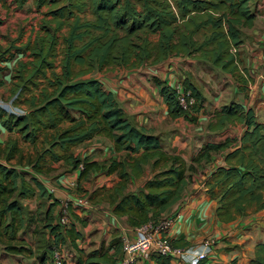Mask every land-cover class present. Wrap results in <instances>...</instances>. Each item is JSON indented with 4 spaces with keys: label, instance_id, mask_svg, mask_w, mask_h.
Instances as JSON below:
<instances>
[{
    "label": "trees",
    "instance_id": "1",
    "mask_svg": "<svg viewBox=\"0 0 264 264\" xmlns=\"http://www.w3.org/2000/svg\"><path fill=\"white\" fill-rule=\"evenodd\" d=\"M1 1L6 6L9 2ZM28 1L11 0L7 8L23 10ZM33 1L38 10L49 7L45 16L52 17L44 22L43 35L34 44L17 47L14 42L0 51V64L30 52V60L19 61L13 69L11 89L13 103L27 106L28 112L15 114L0 105V122L8 131L20 133L32 151L23 153L15 140L0 143V264L2 254L25 258L28 264H54L55 249L65 245L84 253L76 243L82 232L74 223L78 219L73 207L69 205L70 225L57 222L53 209L60 201L42 181L58 170L56 165L79 171L78 189L92 174H116L120 182L113 189H102L104 199L116 216L127 217L134 228L163 219L188 185L185 159L166 152L160 137L132 125L114 94L85 76L114 68L133 72L181 57L219 68L234 78L242 93L249 84L241 73L239 55L232 50L243 44L242 29L254 26L251 0ZM88 9L92 19L84 20L81 15ZM64 29L60 42L58 34ZM155 82L172 118L197 120L205 99L192 83L184 82L197 98L188 114L178 104L176 91L158 79ZM4 84L0 80V88ZM230 125L244 127L240 139L207 142L192 159L201 163L209 161L213 152L226 153V165L217 167L205 182L207 194L218 204L216 218L223 223L264 210V123L253 108L232 102L215 112L208 129L224 132ZM96 137L109 140L117 154H126L102 163L74 152ZM149 165L153 177L128 193L129 185L137 183ZM35 198L51 201L44 222L26 215L23 202ZM39 222L49 230L50 243L45 247L29 239L32 224ZM80 223L86 226L85 221ZM39 233L38 229L33 236ZM113 247L114 255L101 248L84 254L86 259L81 256L77 264H114L122 255V239L112 241L108 248ZM155 259L158 264L170 261ZM250 264H264V243L257 246Z\"/></svg>",
    "mask_w": 264,
    "mask_h": 264
},
{
    "label": "crops",
    "instance_id": "2",
    "mask_svg": "<svg viewBox=\"0 0 264 264\" xmlns=\"http://www.w3.org/2000/svg\"><path fill=\"white\" fill-rule=\"evenodd\" d=\"M9 2H11V0H9ZM29 4H32L34 10L38 12H42L43 8H47V11L49 9V7H43L38 10L33 0H29L25 7ZM250 7L251 10L256 13L254 26L250 29H242L241 38L243 44L238 50L236 49V53H238L240 59L241 73L249 81L246 93H242L240 90L241 86L238 85L232 76L224 72L222 73L227 77L230 83L229 87L231 91L229 90V93H232V98H228V95L225 96L222 90L219 92L220 89L212 87L211 82L209 88L205 86V90H202L197 86L196 82L192 80L194 77L192 71L197 63V65L211 64L192 58L172 57L168 61L158 65H144L139 70L133 72L118 68L114 72L109 71L103 75L102 72L107 71L106 69L103 71H94L93 73L100 72L98 76L94 78L89 77L93 73L84 77V79H95L100 81L106 91L114 94L119 107L123 110L124 117L132 125L143 129L149 135L160 137L166 152L173 156H182L187 162L188 169L194 168L192 172L188 170V185L184 190L182 198L168 209L165 217L175 219L174 225L169 232L175 246L181 248L195 247L199 249L203 241L209 239L214 244L213 249L209 252L208 258L201 263L170 259L167 264H250L251 260L255 258L257 246L264 243V210L260 213L230 223H223L216 218L215 213L218 204L217 201L207 194L205 182L217 167L226 165V153L213 152L210 154L211 157L209 161H203L201 163L192 161L193 157L198 154L205 143L222 142L207 140L204 136L206 133L211 136H218L223 133L221 131L212 132L208 129L209 123L214 119L215 112L222 106L232 102L239 103L246 108H253L257 116L259 108L264 105V102L258 107L254 105L256 104L257 97L264 99V0H251ZM89 9L85 14L81 15L84 20L92 19ZM45 13L43 14L44 21L40 26L39 32H35L34 35L33 33L32 35L30 34L26 41H23L24 35L20 34L17 39L11 42V45L14 42L17 47L25 46L29 42L34 44L38 36L44 33L42 32L44 22L52 21V17H46ZM66 31L67 30L64 29L58 34L60 42H62V35L65 34ZM8 47H10V45ZM29 55L30 52L26 55L17 54L14 60L0 64V66L4 68V70L0 72V80L5 83L0 90L7 84H10L9 93L11 96L10 103H0V105L4 106L6 109L11 107L17 108L20 111L19 114H26L28 108L23 104L16 105L13 103L15 95L11 94L12 79L3 80L1 76L9 70L13 72V69L17 66L19 61L23 60L24 62H28L30 60ZM182 73L185 74L186 81L192 83L205 99L204 108L196 115L197 120L194 122L184 117L172 118L170 116L168 106L164 102L160 94V88L155 82V80L158 79L169 87L179 84L184 85V83H180L178 79ZM225 100H228L229 103L223 102ZM10 110L13 113L16 112L12 109ZM203 124H205V127ZM243 131L244 127L241 125H230L224 132L225 134L228 133V136H234L235 134L236 137H239L242 135ZM101 138L102 137H96L74 148V152L83 157L92 156V159L95 161H103V159L107 157L106 153L96 154L95 152L96 150L106 151V149L103 148L100 143L88 145ZM14 140L18 142L19 149L26 154L22 144L26 147H28L29 144L22 139L20 133L8 131L0 122V143L5 144L7 141ZM87 145L88 148L83 149V146ZM192 150L195 154L188 161L185 154H189ZM112 151L117 154L113 145L111 148V152ZM56 166L60 167V165ZM78 176L79 171L75 170L69 176L60 175L56 177L54 182L51 183L49 181L48 185L45 183V186L50 193L51 189H54L53 195L60 203L66 200L74 203L76 202L75 197L77 194L72 193L74 188L71 187L70 183L75 180L77 181ZM116 176V174L109 176L94 174L96 178L95 184L97 186L94 190H88L85 194L89 202L88 208H91L92 212L95 214L92 223H87L85 221L84 217L87 218V216H89L86 212L80 211L79 209L75 210L76 207L72 210L78 219L77 221L75 220L74 223L82 232V238L76 241V243L79 249H82L84 253L78 252L71 247V251L69 250L71 253L68 258L70 261H67V264L70 262V264H77V259L81 256L83 259H86L84 254L101 248H103V252L107 251L109 255H114L117 250L116 247L108 248L112 241L116 239H122L123 241L124 237H128L131 240L135 239L136 228L129 224L127 217L116 216L113 213V207L104 199V192L113 189L120 182V178ZM150 179V177L147 178V176L145 177L144 175L137 183L135 182L129 185L128 193H133L137 188H141L142 183ZM42 181L44 182L43 179ZM103 188H105V191H102ZM34 200H38L40 203L42 202V199L35 198ZM29 201L31 202V200H27L26 202L28 203ZM49 204H51V201H49ZM80 221H85L86 226H82ZM63 247H68V245ZM119 255H121L119 258L122 259L124 256L123 248H121ZM138 264L158 263L155 259V261L140 260Z\"/></svg>",
    "mask_w": 264,
    "mask_h": 264
},
{
    "label": "rangeland",
    "instance_id": "3",
    "mask_svg": "<svg viewBox=\"0 0 264 264\" xmlns=\"http://www.w3.org/2000/svg\"><path fill=\"white\" fill-rule=\"evenodd\" d=\"M7 6H10V2L7 3ZM6 4L3 3V1L0 0V21L2 22L0 24V51L5 50L9 45H11V42L15 39H17L20 34L24 35L23 41H26L27 38L30 36V34L34 35L35 32H39L40 31V26L42 24V22L44 21V16L43 14L47 11V8H43L42 12H38L36 10H34L33 5L29 4L25 7V9L23 11H16L14 9L13 6H11L10 8H7ZM198 64V63H197ZM195 65V68L192 71V74H194L193 76L196 78H192V80H194L197 84L198 87H200L202 90H205L206 87L209 88L210 86V82H211V86L216 88V89H220L219 92L222 90V92H224V95H228V98H232V93H229V90L231 91L229 85V81L227 79V77L222 73V70H220L219 68H214L212 65L209 64H201V65ZM118 68H114V69H107V71H103L102 74H106L109 71L114 72L115 70H117ZM11 70L7 71V73H3L1 76V79L3 80H11ZM98 73L100 72H95L93 74H91L89 77H96L98 76ZM178 79L180 80V83H184V80L186 81V76L184 73L180 74V76L178 77ZM206 86V87H205ZM9 88H10V84H7L3 89L0 90V103L3 104H8L11 101V96L9 93ZM231 94V95H230ZM225 103H229L228 100L223 101ZM264 102V99H261L259 97H257L256 99V104L255 107H258L259 105L261 106V103ZM264 107V105L262 106ZM259 108L258 114H257V118L259 122L264 123V108ZM16 111L15 114H19L20 111L17 108L11 107L9 108V112H11V110ZM203 126L205 127V124H203ZM205 139L207 140H213V141H225L227 138L229 137H236V135L234 134V136L229 135L228 133L225 134V132L219 134L218 136H211L210 134H204ZM239 139L241 138V136L238 137ZM100 143L101 146L103 148L106 149V151L104 150H96V154H102V153H106L107 157L106 159L104 158L103 161H101L102 163L104 162H110L113 158L116 159H121L122 157H124V155L126 154L125 152L119 153V154H115L114 151L111 152V148L112 145L111 142L109 140H107L106 138H101V139H97L96 141H93V143H90L88 145L91 144H97ZM87 146H83V149H87ZM23 148L25 150V152L27 154H31V147L28 146L26 147L25 145H23ZM194 150V149H193ZM193 150L189 153V154H185L186 159L189 161L191 159V157L195 154L193 153ZM99 151V152H97ZM193 153V154H192ZM83 159H85L83 156H81ZM89 159H92L93 157H87ZM58 170L55 171L54 173H52V175L50 177L47 178H42L44 180V183H46L48 185L49 181L52 183L56 180V177L58 176H63V175H71L73 173V170L68 168V167H63V165H60V167H57ZM188 168V167H187ZM146 173H145V177L147 176V178H152L153 177V172L151 169V166H147L146 168ZM189 171H194V168H189ZM101 173V172H99ZM96 174V173H95ZM118 177V176H116ZM55 178V179H53ZM53 181H52V180ZM95 177L94 174H92L90 176L89 179H85L84 181H82L81 183V187L80 189H78L77 184H78V179L76 181V186H74V189L72 191V193H76V202H71L69 201V204L71 205V208L76 207L75 210L79 209L80 211H84L86 212L89 216H87V218L84 217L85 221L87 223H92L94 221V217L95 214L92 212L91 208L89 207V202H87V204H79L81 198L85 197V194L88 192V190H94L95 187L97 186L95 184ZM143 182V181H142ZM141 182V183H142ZM61 189V187H60ZM87 199V198H86ZM49 201L50 199H42V202H38V200H31V202L29 201L28 203L25 201L23 202V206L25 208V212L26 215L28 217H34L35 219H41V221H43L42 219L45 218V211L47 210V206L49 205ZM68 200H66L65 203ZM26 203V204H25ZM63 203H59L60 207H57L55 209H53V211L56 213V221H60L61 217L64 214V208H63ZM64 204V206H65ZM91 205V202H90ZM41 207V208H40ZM41 210V211H40ZM39 211V212H38ZM69 215H70V209H69ZM254 215V214H252ZM70 223L72 222V219L70 217ZM38 221V220H37ZM44 222V221H43ZM43 222H39V223H33L31 226V230H29V232H33V234L35 233L36 230H40V233L36 236H33L32 233H29V239H32V241H39L40 244L39 245H43L44 247L45 245H48L50 243V239H49V230L43 227ZM35 227V228H34ZM85 235V234H84ZM37 245V246H39ZM71 247H65L63 248V252L65 254V261L67 264V261H70L69 255H70V250ZM38 250V248H37ZM70 250V251H69ZM28 260L22 257H13V256H8L6 254H2L1 256V264H28ZM71 263V262H70ZM68 263V264H70ZM73 263V261H72Z\"/></svg>",
    "mask_w": 264,
    "mask_h": 264
},
{
    "label": "built area",
    "instance_id": "4",
    "mask_svg": "<svg viewBox=\"0 0 264 264\" xmlns=\"http://www.w3.org/2000/svg\"><path fill=\"white\" fill-rule=\"evenodd\" d=\"M233 53L237 50L233 49ZM176 91L178 104L183 111L190 114L195 105H197V98L191 89H187L184 85H175L171 87ZM12 112V111H11ZM13 113V112H12ZM83 169V166H80ZM71 187L76 186V180L70 183ZM54 193V189H51ZM79 204H87L86 197L79 199ZM63 203L64 214L60 219L63 226H68L70 223L69 215V201ZM175 219L166 218L158 222H150L136 228L135 239L131 240L128 237L123 238L124 256L114 264H138L140 260H154L156 257H165L170 259H179L189 262L201 263L205 261L209 252L213 249V242L206 239L201 244V248H181L174 245L171 237L170 230L174 225ZM63 247H58L53 253L54 264H66L65 254L62 251Z\"/></svg>",
    "mask_w": 264,
    "mask_h": 264
}]
</instances>
